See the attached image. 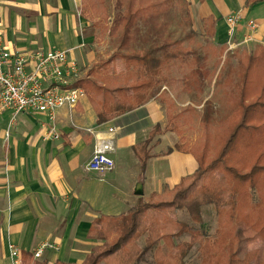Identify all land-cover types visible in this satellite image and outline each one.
<instances>
[{
	"label": "trees",
	"instance_id": "1",
	"mask_svg": "<svg viewBox=\"0 0 264 264\" xmlns=\"http://www.w3.org/2000/svg\"><path fill=\"white\" fill-rule=\"evenodd\" d=\"M263 1L248 0V4ZM82 4L83 20L90 18L94 26L109 23L105 0H82ZM114 4L117 16L111 32L122 31L119 50L108 60L92 66L88 76L77 81L75 86L85 90L98 125L145 106L164 87L170 89L171 93L167 92L162 98L168 104L167 127L163 129L157 125L147 139L133 147L141 165V177H144L154 139L164 133L182 135L176 123L179 116L172 112L177 101L171 94H184L191 88L202 91L206 87L207 81L198 65L202 52L185 48L184 39L172 42L170 36L163 41L158 37L159 18L176 7L177 0H114ZM215 26L212 17L204 21L206 42L211 41L214 46ZM108 31L105 27L103 33ZM94 52L98 56L97 50ZM230 54L224 83L229 100L219 117L226 120L219 119L215 126L223 128L218 133V141L214 143L209 137L212 114L208 113L203 123L206 139L200 155L196 154V149L186 150L184 140L169 149V154L174 151L192 154L197 161L195 172L163 193H152L147 201L138 199L133 208L119 217L97 218L89 235L101 244L82 264H143L149 255L153 256L154 264H188L187 258L195 247L199 257L194 264H219L220 257L225 254L228 255L225 264H258L261 253L247 252L246 246L264 242V221L251 213L236 215L234 210L244 199L255 209L261 198L264 46L244 56ZM120 60L123 71L117 73L115 64ZM174 71L179 75L173 76ZM249 154L254 158L246 161ZM206 207H214L220 223L223 218L229 221L232 235L227 245L221 243V232L217 230L213 234L204 222L203 209ZM181 211L188 214L191 222L172 217L173 213ZM185 235L189 236V241L180 240ZM23 255L26 264H49L46 259L34 260L31 253Z\"/></svg>",
	"mask_w": 264,
	"mask_h": 264
},
{
	"label": "crops",
	"instance_id": "2",
	"mask_svg": "<svg viewBox=\"0 0 264 264\" xmlns=\"http://www.w3.org/2000/svg\"><path fill=\"white\" fill-rule=\"evenodd\" d=\"M80 2L0 0V33L6 48L13 54L40 50L68 52L85 72L82 78L87 77L99 61L94 52L98 44L88 23L80 16ZM188 2L202 25L210 17L216 21L213 42L217 47L228 50L227 18L236 13L242 15V20L233 42L239 44L250 35L248 24L254 21L259 25L252 33L254 40L239 49L250 52L264 46V1L256 5H249L248 0ZM167 92L171 93L164 87L145 106L103 125L97 124L94 107L86 97L74 109L58 112L61 134L58 141L46 139L41 127L45 117L38 114L18 116L10 136L6 137L13 112L0 108V264H10L9 244L20 247L24 254H32L42 243L59 247L58 252L45 253L43 260L49 264H82L101 244L89 235L97 218L119 217L133 208L138 199L147 201L156 193L151 188L156 177L154 167L166 165L167 180H162L161 185L172 187L195 172L196 161L191 154L162 153L164 146L169 147L170 133H164L152 142L151 146L160 151L151 156L145 176L141 177V165L133 147L147 139L157 125L167 127L168 104L162 101ZM171 97L175 98L173 94ZM109 129H115L111 157L116 168L102 178L88 171L87 166L94 151L95 134L108 135ZM171 176L175 178L169 180ZM140 185L144 191L142 197L135 195Z\"/></svg>",
	"mask_w": 264,
	"mask_h": 264
},
{
	"label": "rangeland",
	"instance_id": "3",
	"mask_svg": "<svg viewBox=\"0 0 264 264\" xmlns=\"http://www.w3.org/2000/svg\"><path fill=\"white\" fill-rule=\"evenodd\" d=\"M187 2L188 0H177L178 5L170 9L167 13L164 14V16L159 18V21L157 22V31H159L158 37H160V40L163 41L164 39H166L167 36H170L172 42L181 41L182 39H184L183 46L185 48L201 50L202 60L198 63V65L200 67V71L204 74V78L206 79L207 83L205 84L206 87H204L202 91H198L196 89L192 90L191 88L190 92H185L184 94L173 93L174 97L176 98V100H178V103L180 104L174 106L172 108V112L173 115L177 117L179 116L176 120V123L178 125V128L181 130L182 135L179 136L176 133H170L169 140L167 141L169 147H167L166 149L164 146L162 150V153L165 154L168 153L169 149L175 146L176 143L182 142V140H184L182 143L185 144L186 150L191 151L196 149V154L200 155L202 146L204 145L203 141L204 139H206L205 127L203 123L208 113L212 114V121L210 125L211 135H209V137L210 139H212V141H214V143L218 141V133H220L223 128L215 126H217L218 120L220 119V115L224 112V104L228 103L227 101L229 100L228 96H226L225 94L226 88L224 86L226 70L228 69L227 60L229 59L231 55L230 53L232 52H235L236 55L240 56H244L248 53L247 50L242 49L230 51L229 53L227 52L228 50L224 52L221 48L214 46L211 41L206 42L207 39L205 38L204 24L202 25L201 22L196 20V17H194L193 15L191 6L190 4L188 6L189 2ZM105 3L109 15L108 24L102 23L99 26H94L95 22L93 20H91L90 18H84V21H86L89 25L90 33L93 31L96 33V35H94L96 36V42L98 44V47H95L98 52V62L106 61L114 54H116L119 50V46L121 43L122 31L118 33L111 32V27H114L113 23L117 16L114 0H105ZM82 10L83 4L81 0L79 6L80 16L82 15ZM147 26L149 25L147 24ZM105 27H108L109 31L104 34L103 30ZM115 65L116 72L121 73L123 71V64L121 60L117 61ZM178 75L179 74L176 71L173 72V76ZM220 120L223 121L226 120V118ZM157 138L158 136L154 139L153 144L155 143ZM211 143L212 145H214L213 142ZM159 149L160 148L156 149L155 146H150L151 156L157 155L158 151H160ZM253 158L254 156H252V154H249L245 157V160L251 161ZM166 169L167 168L164 163L157 165V168L154 167L153 173L154 177H156L154 178V182L152 183L151 188H153L156 193H163L166 190L172 188L170 184L168 186L161 185L163 184L162 180H167V176L165 174ZM180 170L181 168L178 170L177 173H179ZM160 173H163V175ZM173 176L176 175L174 174ZM173 176L169 177V180H173L175 178ZM156 178H158L159 180H157ZM259 187L261 189V198L259 206H257L255 209H251L246 199L241 200L234 210V213L236 215L251 213V216L256 217L261 221H264V178L261 180ZM147 190H150V186H147ZM172 217L178 220L191 222V219L189 218L186 212L181 211L178 213H173ZM203 220L205 223H207L210 228V231L213 234H215L217 230L221 232V243L223 246L227 245L232 235V228L229 224V221L226 218H223L222 223H220L218 221V218H216L215 216L214 207H206L203 209ZM221 225L222 229H220ZM180 240L189 241V236L185 235ZM140 244L141 246H143L144 241L141 240ZM246 251L250 253H261L259 256L258 264H264L263 241L249 243L246 246ZM227 256L228 255L225 254L223 257H220L219 264H225ZM146 257L147 258L143 264H154L152 255ZM198 257L199 251L197 247H195L187 258V263H196L198 261ZM215 262L217 263L216 260Z\"/></svg>",
	"mask_w": 264,
	"mask_h": 264
},
{
	"label": "built area",
	"instance_id": "4",
	"mask_svg": "<svg viewBox=\"0 0 264 264\" xmlns=\"http://www.w3.org/2000/svg\"><path fill=\"white\" fill-rule=\"evenodd\" d=\"M241 20L242 15L239 13L227 18L230 38L227 52L235 51L254 40L252 33L258 30L259 25L251 21L248 24L251 34L245 36L239 44L233 42ZM84 73L79 61L65 51L40 50L28 54H13L6 48L0 33V108L13 112L6 137L10 136L18 116L38 114L45 117L41 127L46 132V139L60 140L58 112L64 108L74 109L87 97L83 88L75 86ZM114 134L115 129H109L105 136L95 134L94 151L87 169L102 178L116 168L111 157ZM48 251L58 252L59 247L53 243H42L32 255L35 260H41ZM8 252L10 264H25L24 252L20 247L9 244Z\"/></svg>",
	"mask_w": 264,
	"mask_h": 264
},
{
	"label": "water",
	"instance_id": "5",
	"mask_svg": "<svg viewBox=\"0 0 264 264\" xmlns=\"http://www.w3.org/2000/svg\"><path fill=\"white\" fill-rule=\"evenodd\" d=\"M135 195L138 196V197H142V196H144V191H143L141 185H140V188H139V190L136 192Z\"/></svg>",
	"mask_w": 264,
	"mask_h": 264
}]
</instances>
